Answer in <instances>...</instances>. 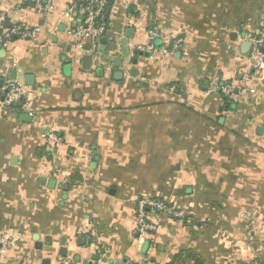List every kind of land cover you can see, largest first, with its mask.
Instances as JSON below:
<instances>
[{
  "label": "crops",
  "instance_id": "1",
  "mask_svg": "<svg viewBox=\"0 0 264 264\" xmlns=\"http://www.w3.org/2000/svg\"><path fill=\"white\" fill-rule=\"evenodd\" d=\"M71 1L42 0L47 14L0 0L36 31L0 47V87L25 89L0 106V237L15 239L0 264H171L183 249L213 264L264 258V71L236 102L222 91L241 83L264 0H116L91 64L68 36ZM154 28L157 46L179 48L140 51ZM48 133L62 139L53 153ZM154 197L185 218L164 215L142 238L138 203Z\"/></svg>",
  "mask_w": 264,
  "mask_h": 264
},
{
  "label": "built area",
  "instance_id": "2",
  "mask_svg": "<svg viewBox=\"0 0 264 264\" xmlns=\"http://www.w3.org/2000/svg\"><path fill=\"white\" fill-rule=\"evenodd\" d=\"M25 1V0H21ZM116 0H72L66 11V17L75 25L68 30V36L74 41V48L80 53H89L95 60L99 59V41L102 40L108 29L105 22L107 11L111 2ZM113 6V5H112ZM37 10L44 13H51V2L42 3L37 0ZM36 31L28 27L12 24L6 14L0 13V47L5 46L13 40L26 41L34 38ZM162 38L161 33L156 28L147 31V44L139 46V50L146 52L150 59H155L158 55H166L173 50L178 49L181 42L176 41L171 46L159 47L156 40ZM90 40L89 48L84 49L83 42ZM252 47L244 64L246 70L241 75V83L239 86L228 84L223 88V95L227 102H236L240 93L247 91L251 83L253 74L264 71V17L259 23L258 31L250 38ZM25 97V89L17 83H9L5 87H0V106L3 108H11L15 104L21 103ZM46 146L49 152L53 153L62 144V139L54 134L48 133L45 136ZM149 210L150 212H147ZM136 219V231L140 237L147 238L156 230L162 216L173 219L185 218L172 203L153 200L152 198H144L138 203ZM151 215L152 218H149ZM15 244V239L10 236L0 237V262L7 250Z\"/></svg>",
  "mask_w": 264,
  "mask_h": 264
},
{
  "label": "trees",
  "instance_id": "3",
  "mask_svg": "<svg viewBox=\"0 0 264 264\" xmlns=\"http://www.w3.org/2000/svg\"><path fill=\"white\" fill-rule=\"evenodd\" d=\"M112 5H113V2L110 3L109 5V10L107 11V14H106V17H105V22L107 24H109V15H110V11H111V8H112ZM148 6V5H147ZM150 7V11L153 10V6H149ZM153 200H157V201H162L164 202L163 200L161 199H158V198H152ZM147 212H150L149 210H146ZM202 225V222H197L195 223V226L198 228L199 226ZM190 261V262H193V264H213V263H207L202 257H200L194 250L192 249H183L181 250L177 256H175L173 262L171 264H176L178 262H181V261ZM252 264H264V258L262 257H257L255 259V261H253Z\"/></svg>",
  "mask_w": 264,
  "mask_h": 264
},
{
  "label": "water",
  "instance_id": "4",
  "mask_svg": "<svg viewBox=\"0 0 264 264\" xmlns=\"http://www.w3.org/2000/svg\"><path fill=\"white\" fill-rule=\"evenodd\" d=\"M251 47H252L251 42H244V43H242V45H241L242 54L243 55H247V53H249V50L251 49ZM126 54H127V52H126ZM85 60L88 62V64H91V62H92V56H86L85 57Z\"/></svg>",
  "mask_w": 264,
  "mask_h": 264
}]
</instances>
